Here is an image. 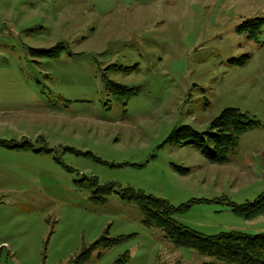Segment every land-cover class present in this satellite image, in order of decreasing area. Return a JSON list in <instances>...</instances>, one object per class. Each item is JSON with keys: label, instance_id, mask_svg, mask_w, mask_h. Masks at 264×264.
Instances as JSON below:
<instances>
[{"label": "rangeland", "instance_id": "1", "mask_svg": "<svg viewBox=\"0 0 264 264\" xmlns=\"http://www.w3.org/2000/svg\"><path fill=\"white\" fill-rule=\"evenodd\" d=\"M255 18L264 0H0V264H71L102 236L125 240L84 264H223L145 225L129 190L190 205L173 218L207 236L263 234L235 211L264 195V26L238 31ZM227 108L255 125L226 162L170 140Z\"/></svg>", "mask_w": 264, "mask_h": 264}, {"label": "trees", "instance_id": "2", "mask_svg": "<svg viewBox=\"0 0 264 264\" xmlns=\"http://www.w3.org/2000/svg\"><path fill=\"white\" fill-rule=\"evenodd\" d=\"M263 26L264 19L255 18L243 23L238 31L247 33L249 39H257ZM63 49L64 45L58 44L49 50L34 49L33 52L55 58L60 55ZM240 61V63H244V58ZM129 71L131 70L129 69ZM106 83L107 89L118 95L133 93V90L128 87L110 80H106ZM254 125L255 122L239 109L227 108L212 122L211 133L203 134L189 126H183L174 131L170 140L197 146L211 163L222 164L227 161L229 152L236 147L239 136L253 128ZM122 198L138 203L145 214L144 224L162 228L165 237L177 247L193 249L202 255L223 262V264H264V233L249 235L229 232L207 236L179 224L173 218L176 213L187 211L190 205L174 207L166 199L133 190H129V193L124 194ZM235 211L247 219L264 213V195L255 203L235 207ZM124 240L125 237L109 238L102 236L70 263L84 264L90 259L93 252L101 248H109ZM129 260L130 257L126 253L114 264H127ZM177 264L181 263L178 262ZM203 264L217 263L205 262Z\"/></svg>", "mask_w": 264, "mask_h": 264}]
</instances>
